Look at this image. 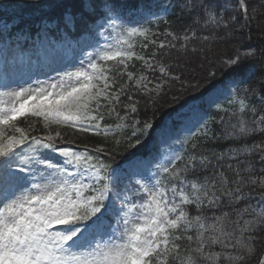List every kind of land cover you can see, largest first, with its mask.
I'll list each match as a JSON object with an SVG mask.
<instances>
[{"label": "snow or ice", "instance_id": "6c2138e0", "mask_svg": "<svg viewBox=\"0 0 264 264\" xmlns=\"http://www.w3.org/2000/svg\"><path fill=\"white\" fill-rule=\"evenodd\" d=\"M238 5L247 22L246 0H238ZM176 7L178 20L188 17V24L181 25L183 34L166 30L163 35L170 40L158 44L152 40L142 48L151 43L167 50L165 54L187 51L189 33L197 35L191 25L203 20L205 27H219L223 20L218 18L216 0H182ZM16 8L7 20L2 19L7 13H0V63L5 67H9V38L15 32L31 34L35 27L37 37L47 39L52 30L64 33L77 26L90 31L106 25L115 31L118 21L131 12L122 0H23ZM123 31L128 37L148 33L137 27ZM117 43L127 48L109 46L99 60L117 62L122 66L117 75H127L133 85L115 88V78L107 74L111 69L90 60V71L81 68L58 74L52 84L36 80L35 87L18 85L0 92V264H264V196L260 205L249 203L252 192H264V107L250 105L246 95L238 98V107L227 119L220 118L224 126L220 135L205 124L203 140L192 144L187 158L176 154L165 164L158 163L159 171L151 173L149 182L135 151L116 163L111 150L79 152L70 146L57 147L55 141L64 139L60 133L29 138L16 127L19 117L29 115L96 135L131 127L129 148L142 146L139 137L149 135L154 125L135 119L139 100L133 102V93L154 102L153 93L159 98L164 85L181 81L182 76L163 62V56L157 59V51L146 59L131 51L129 40L121 37ZM260 52L264 55V47ZM255 56L256 49H237L235 57L225 61L230 73L242 77L239 84L249 78L245 66ZM133 58L143 61L145 71L159 74L154 87H149L152 80L143 72L137 76L128 70ZM11 70L23 73L14 63ZM260 80L259 103L264 105V72ZM0 88H10L7 75H0ZM243 91L255 94L257 90L247 85ZM106 118L131 123H117L113 128L101 124ZM6 127L20 135L7 136ZM257 134L262 138L249 143ZM221 138L232 145L219 153L212 151L208 144ZM29 139L58 154L61 162L47 157L17 161Z\"/></svg>", "mask_w": 264, "mask_h": 264}, {"label": "trees", "instance_id": "16d2710c", "mask_svg": "<svg viewBox=\"0 0 264 264\" xmlns=\"http://www.w3.org/2000/svg\"><path fill=\"white\" fill-rule=\"evenodd\" d=\"M7 3L23 2V0H3ZM158 0H122L126 9H138L150 7L149 2H156ZM168 13L163 20L157 21V29L161 34H164L166 30H172L174 32L183 34L181 25L188 24V17L185 16L183 20H178L179 10L176 5L182 0H166ZM216 3L220 5L217 8L218 18L223 17L221 25L219 27L209 24L207 27L203 26V20L199 25H191L197 33L195 37H191L187 43V51L183 49L170 50L165 54L167 50H160L157 46H153L148 49L151 55L152 51H157V59L163 56V62L165 64H171L176 74L182 76L181 81L175 83L169 82L164 85V91L159 98H156V94H152V100L149 96L143 94L134 95V100H139L138 109L139 112L135 116L140 121H147L154 125L149 131V137L139 139L142 142L141 145H136L135 149L129 148V143L124 140L120 141V144H116V139L111 137L115 135L109 133L105 136L103 134L96 135L89 132H65V135L69 138H73L76 142H83L89 144L91 147L106 146L109 151H113L115 156V162L119 163L123 156H126L128 152L135 151L137 156H148L151 153L150 142L155 130L159 129L163 121L185 106L186 104L200 99L204 94L211 91L219 85H226L228 81H236L241 88L247 85H251L256 88V93L260 94V88L262 87L260 76L264 72V55L261 54L260 49L264 47V0H246L248 4V18L245 22V16L243 9L238 5V0H216ZM255 8V12H253ZM235 16L236 20L233 21L231 17ZM165 21H168L165 24ZM227 24V27L224 25ZM208 39L205 40L204 37ZM11 42L15 41V36L10 38ZM170 40L166 38L162 40ZM195 49V51H193ZM237 49L241 52L248 49H256V56L251 58L247 64V75L249 78L245 79L244 84L238 82L242 79L241 76L235 73H230L225 61L235 57ZM135 70L138 68V64H135ZM137 72V71H136ZM115 80L120 82L118 87L124 84V81L118 79V75H114ZM122 78V77H121ZM123 79V78H122ZM121 84V85H120ZM244 93H242L243 95ZM249 94V93H247ZM124 103H129L126 97L121 98ZM123 114V108L118 109ZM227 117V116H226ZM37 117H20L15 123L25 130L30 137H33L42 131L41 124L36 120ZM106 118L103 124H110L114 126L112 118ZM234 120V118H233ZM221 126V125H220ZM220 126L217 129H220ZM70 135V137L68 136ZM112 138V139H110ZM262 137L257 134L249 139V143L253 140H259ZM135 143L134 140L131 141ZM232 145V141L225 140L223 138L214 140L208 144V147L215 152H221L223 149ZM202 150V149H201ZM192 151V148H191ZM210 154V153H209ZM248 189L246 188L245 191ZM227 210V209H224ZM209 215L211 213H208Z\"/></svg>", "mask_w": 264, "mask_h": 264}, {"label": "rangeland", "instance_id": "374dc122", "mask_svg": "<svg viewBox=\"0 0 264 264\" xmlns=\"http://www.w3.org/2000/svg\"><path fill=\"white\" fill-rule=\"evenodd\" d=\"M18 3L20 2L6 3L5 1L0 0V5L4 6L3 8H0V12L7 13V15H3L4 20H7L9 16H12L17 11L16 5ZM138 19L140 18H136V20L134 19L135 21L130 22H128L129 20L124 19L118 21L119 26L116 27L115 31H113L111 28H108L106 25L104 27H93L92 35H84L76 43H70L64 35L62 37V40L58 42H52L51 40L49 41V43H47V40L42 35L37 44L31 43L29 47L23 49L11 48L7 57L9 61V67H5L2 63H0V75H7L10 83V88H0V92L15 89L18 85L24 88H28L29 86L35 87L36 85L34 81L36 80L45 81L47 82V84H52L59 79L58 74H63L64 72H75L81 68L90 71V69L88 68L90 60L98 61L99 55L103 51L109 50V46H111L112 48H127V44L120 45L117 43V40L121 37L129 40L133 44V48L131 49V51H133L136 55H142L147 59V57L143 53V49L146 48H142L141 45L144 43H148L149 41L156 40V38H154L155 32H152L150 29H148L147 37L139 35L128 37L127 34L123 31V28L127 27L147 29L142 25H139L140 21H137ZM28 55L30 56L27 57ZM133 60L137 59L133 58ZM133 60L128 61V64ZM139 61L141 62V66L143 68L141 72H143L149 77L150 80H152V84L149 85V87H154L155 83L157 82L156 77L159 74L156 73L155 75H153L150 70L145 71L143 61ZM13 63L15 64V67L17 69H23V73L19 71L13 72L11 70V65ZM139 74L136 75L138 76ZM125 76L127 84L133 85L134 81H128L127 75ZM245 95L247 96L250 105L264 107V105H261L259 103V93H244L241 96ZM239 97L240 96L237 95V89H235V85L231 84L227 89L217 92L213 95L211 94L209 96V99L205 103L206 109H212L222 113L225 112L231 114V112L238 107ZM230 99L233 101L232 105H229L228 103ZM102 103L104 102L102 101ZM181 116L175 119L177 120V122H179V126L177 128L173 127L171 122H167L165 128L159 132V137L155 143V147L157 150L154 157L151 159H145V161H141V168L146 178L145 182H149L148 178L151 176V173L159 171L156 168V165L158 163L163 165L169 158L173 157L176 154H186L185 149L187 148L193 136L192 133H195L193 138H197L199 136L203 137V132L206 130L204 127L205 124H207L208 128L212 130L209 123L211 119H209L208 114L205 112V110H200L197 109V107L192 106L189 109L182 111ZM117 122L131 123V121L128 120ZM42 123L45 136L40 139H44L49 134L55 137L57 133H60V135L64 139L62 141L59 139L55 141L57 147L62 145L71 147L73 145V142H68L74 141L72 140L74 139V136L72 139L66 140L67 136L65 135L64 130L68 129V131L74 135L75 132L73 133V131H78V129L69 127L66 124H57L51 121H45L44 119ZM126 128H123L119 131L123 132ZM4 131L7 136H17L19 134H16L17 132L15 131V129L12 130L11 128L7 127L4 129ZM68 136L70 137V135ZM185 140L188 141L187 144L184 143ZM81 147L82 149H78L76 151L83 152L85 150V147L87 146ZM33 148L36 149L35 152L32 151ZM34 157H47L54 162H61L62 160V158L59 157L58 154L53 153L48 149H44L39 145H33L30 142L26 145L21 146L17 161H19V159L21 158ZM151 183H155V180H151ZM259 191L260 190L257 189L255 192H252L249 197V203H251L253 206L261 204V197H258ZM257 210H259V208H257ZM115 222V218H111V223L113 225L115 224Z\"/></svg>", "mask_w": 264, "mask_h": 264}]
</instances>
